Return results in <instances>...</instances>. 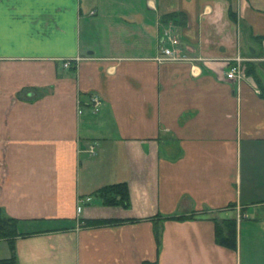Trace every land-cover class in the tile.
Instances as JSON below:
<instances>
[{
    "label": "crops",
    "instance_id": "0c3cea01",
    "mask_svg": "<svg viewBox=\"0 0 264 264\" xmlns=\"http://www.w3.org/2000/svg\"><path fill=\"white\" fill-rule=\"evenodd\" d=\"M0 11V214L30 234L18 264H264V99L245 73L264 84V0ZM167 31L183 60H158ZM235 59L239 84L225 77ZM116 183L128 209L95 195ZM212 218L236 220V250L216 244Z\"/></svg>",
    "mask_w": 264,
    "mask_h": 264
},
{
    "label": "trees",
    "instance_id": "16d2710c",
    "mask_svg": "<svg viewBox=\"0 0 264 264\" xmlns=\"http://www.w3.org/2000/svg\"><path fill=\"white\" fill-rule=\"evenodd\" d=\"M175 14L167 15L163 19V22H167V19L174 20ZM230 19L233 22H237L236 15L230 11ZM260 41L264 40V37L259 38ZM245 73L247 76H251L258 88L260 90V96L264 99V84L262 82V77L258 74L257 67L253 64L245 63ZM95 195L101 201L104 206H120L122 208H129V193L128 188L125 183H116L99 189ZM231 207V205H230ZM195 215L183 216L172 218V220H191L195 219ZM214 223V237L217 245L230 250H236L237 244V230H236V220L235 219H211ZM133 221V220H127ZM18 223L19 221L14 218L4 217L0 214V240L7 242L10 250V256L5 259H0V264H18L15 250V239L17 237H27L30 234H19L18 233ZM113 223L110 220H84L82 221L83 226L87 227H97L103 225H109ZM155 237L158 241L159 234L157 228L155 230ZM144 264H154V263H144Z\"/></svg>",
    "mask_w": 264,
    "mask_h": 264
},
{
    "label": "built area",
    "instance_id": "2783aa9c",
    "mask_svg": "<svg viewBox=\"0 0 264 264\" xmlns=\"http://www.w3.org/2000/svg\"><path fill=\"white\" fill-rule=\"evenodd\" d=\"M163 40L162 44L164 42L169 43L170 48L168 47H162L161 55L158 57L159 61H180L183 60L180 57L179 52V43L178 41L171 36V33L169 31L165 32L163 34ZM69 63H64V67H68ZM244 70L241 67V61L239 59H235L232 63H228L227 70L225 72V77L232 81L233 83L239 84L244 79ZM91 107L96 112L98 111V107L100 106V101L97 97L91 98Z\"/></svg>",
    "mask_w": 264,
    "mask_h": 264
},
{
    "label": "rangeland",
    "instance_id": "374dc122",
    "mask_svg": "<svg viewBox=\"0 0 264 264\" xmlns=\"http://www.w3.org/2000/svg\"><path fill=\"white\" fill-rule=\"evenodd\" d=\"M178 43H179V41H178ZM180 44V43H179ZM245 55H249V53L245 50ZM30 227V226H29ZM29 227H27V228H29ZM6 251L7 249H6V245H4V242H0V258H3V256H5L4 254H3V251L4 250ZM7 252V251H6Z\"/></svg>",
    "mask_w": 264,
    "mask_h": 264
},
{
    "label": "snow or ice",
    "instance_id": "6c2138e0",
    "mask_svg": "<svg viewBox=\"0 0 264 264\" xmlns=\"http://www.w3.org/2000/svg\"><path fill=\"white\" fill-rule=\"evenodd\" d=\"M3 3V0H0V4ZM3 24V15H2V11H0V26H2Z\"/></svg>",
    "mask_w": 264,
    "mask_h": 264
},
{
    "label": "water",
    "instance_id": "95a60500",
    "mask_svg": "<svg viewBox=\"0 0 264 264\" xmlns=\"http://www.w3.org/2000/svg\"><path fill=\"white\" fill-rule=\"evenodd\" d=\"M253 53V51L251 50V54Z\"/></svg>",
    "mask_w": 264,
    "mask_h": 264
}]
</instances>
